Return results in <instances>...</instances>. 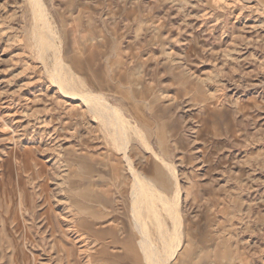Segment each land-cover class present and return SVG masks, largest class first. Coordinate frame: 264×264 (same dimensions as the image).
Instances as JSON below:
<instances>
[{"label": "rangeland", "instance_id": "rangeland-1", "mask_svg": "<svg viewBox=\"0 0 264 264\" xmlns=\"http://www.w3.org/2000/svg\"><path fill=\"white\" fill-rule=\"evenodd\" d=\"M40 1L57 32L47 52L33 3L0 0V264H138L130 171L97 111L56 84L57 61L170 164L163 196L184 231L171 264H264V0ZM131 156L154 176L138 140ZM91 178L99 205L112 190L97 230H122L104 255Z\"/></svg>", "mask_w": 264, "mask_h": 264}, {"label": "bare ground", "instance_id": "bare-ground-1", "mask_svg": "<svg viewBox=\"0 0 264 264\" xmlns=\"http://www.w3.org/2000/svg\"><path fill=\"white\" fill-rule=\"evenodd\" d=\"M30 2L33 3L32 9L35 19L41 23L39 38L45 52L50 49H56L57 47L54 43V40H56L57 38V32L55 33L52 26L50 25L43 4L40 0H30ZM62 63V61H57L56 70L59 71V67L60 71L53 78L56 81V84H58L60 90L64 94L71 95L73 98H78L82 103L86 104L89 109L96 110L99 117L102 119V122L107 124V126H109L110 128H113V126L116 128L114 129L113 137L114 140L117 141V144L121 145L122 149L120 151L124 153L123 157L125 159L126 166L131 174L132 184L130 187V194L132 201L130 212L132 214V222L137 228L140 248L142 249V252H144L143 255L145 257V264H171L176 259L178 253L182 250L184 242L182 240L184 231L183 228L180 227L181 220L179 212L176 214V216H174V219L171 211L173 208H176L175 205H173L171 200L163 196L164 194L160 192L156 186L153 185L148 177L138 172L134 167L131 158L127 154L126 146L128 145L130 139V137L128 138L129 129L127 127L129 125L122 112L116 107L109 104L108 101H106L105 98L100 94H96L93 92L85 93L83 91H79L80 89L78 90V88L76 87V84L78 83L70 81L72 77L71 72L69 73L71 75L70 79L69 77L67 78L66 76H64L63 72H61L65 68ZM69 84L75 93H71L70 91L66 90ZM140 137L142 141L145 142L144 138L141 135ZM145 144L147 145V143ZM177 191L179 195V187L177 188ZM178 200L179 199H175L176 203H178ZM159 203H161L162 207ZM162 212H165L166 215H169L172 220L174 219V230L170 231L168 229H165V222L162 217ZM148 225H152L153 227H155L157 231L156 241L158 240L159 242H161L162 249H158L156 247L157 245L151 238V232L148 229ZM159 251H161L162 253L159 254Z\"/></svg>", "mask_w": 264, "mask_h": 264}, {"label": "crops", "instance_id": "crops-1", "mask_svg": "<svg viewBox=\"0 0 264 264\" xmlns=\"http://www.w3.org/2000/svg\"><path fill=\"white\" fill-rule=\"evenodd\" d=\"M128 122H129V126H127L129 129L128 138L130 137V139H129V144L126 146V148L128 149L127 154L129 155V157L132 159V161L134 163V167L136 168V170L138 172H140L137 169L136 163L131 156V152L133 151V142L135 139V140H138L140 143H142V145L146 148V150L151 153V155L154 159V163H155L154 169L152 170V174L154 175L153 177H150L147 175L148 174V172H147L148 168L143 169L144 171L140 172V173L147 176L150 180L154 181L156 183L157 189L160 192H162L163 194H165L166 196H168L169 192L171 190L173 191L172 186H171V183H172L171 182V173H170V170L166 166L168 163L166 162V160L162 156L158 155L153 150V148L151 147L150 142H149V137H148L147 133L144 131V129L142 127H140V125L138 123L133 125L129 120H128ZM133 128H137V130L142 133L145 142H142L138 137L135 136ZM130 129H132V130L130 131ZM109 133L112 137V141L114 143V146L116 148L117 153L124 156L123 155L124 153L122 151H120L122 149L121 145L117 144V141L114 140V137H113L114 128L109 127ZM145 143H147L148 146ZM154 153H156V154H154ZM122 159L124 160V161L122 160V162L125 164V166H124V169H125V167L127 168L126 163H125V159H124V157ZM168 165H170V164H168ZM117 171H118V168H117ZM125 171L129 172L128 168L125 169ZM118 175H119V173H118ZM90 182H91V188H92V200H91V212H90V215H91L90 219L91 220L89 221V223H90V227L92 228V233H91L89 240H90V245L92 243H98L100 245V248H101V253L104 255V254H107L109 249H110L109 243H104L105 236H109L110 239L112 240L113 244H119L121 242L119 239V237H120L119 232L122 230H121L119 223H115V226L109 227L107 230H100V231L97 230L98 221L103 220V216L105 214H108L110 209L113 206V200L111 198L112 190L109 189L107 191L106 200L103 202L102 205H99L98 204V195H97L96 190H95L96 189V182L93 178L90 179ZM130 193L131 192L129 191V196H130L129 208L131 207V194ZM100 207L102 209H99ZM130 228L131 229H130L129 238L133 241L134 247L130 248L126 244H124V245H126L125 250L127 252L132 251V253L135 255V257L137 259L138 264H143L142 262L145 261V257L143 255L144 252H142V249L140 248V244H139L137 238L135 236H132L134 234L132 232V230H134V226L131 222H130ZM123 233H124V231H123Z\"/></svg>", "mask_w": 264, "mask_h": 264}]
</instances>
